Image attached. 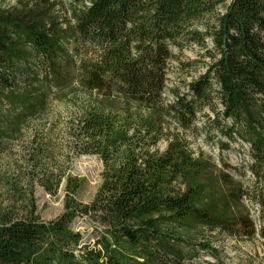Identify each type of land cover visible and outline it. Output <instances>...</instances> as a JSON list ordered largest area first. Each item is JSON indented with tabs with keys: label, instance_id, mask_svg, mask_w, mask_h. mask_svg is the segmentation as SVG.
I'll use <instances>...</instances> for the list:
<instances>
[{
	"label": "trees",
	"instance_id": "1",
	"mask_svg": "<svg viewBox=\"0 0 264 264\" xmlns=\"http://www.w3.org/2000/svg\"><path fill=\"white\" fill-rule=\"evenodd\" d=\"M57 6L0 0V156L14 162L0 264H183L190 230L255 237L244 200L264 210V185L246 189L170 127L195 129L206 108L214 122L231 121L218 131L251 145L264 181V0H70L67 20ZM194 46L209 60L205 73L188 93L169 90L172 62L196 64L179 58ZM54 102L73 114L51 115ZM81 156L104 166L90 204L78 198L85 179L72 174ZM36 185L51 197L63 190L55 220L38 217ZM78 218L93 223V243L72 228Z\"/></svg>",
	"mask_w": 264,
	"mask_h": 264
},
{
	"label": "rangeland",
	"instance_id": "2",
	"mask_svg": "<svg viewBox=\"0 0 264 264\" xmlns=\"http://www.w3.org/2000/svg\"><path fill=\"white\" fill-rule=\"evenodd\" d=\"M17 0H6V6H12ZM58 3L56 12L67 20L69 17L70 0H55ZM210 44V42H209ZM179 54V52L174 49ZM203 51L198 47L185 49L183 56H179L182 63L197 62L189 68L180 69L178 62H172L168 74V89L178 90L180 93H188V85L206 71L207 58H201ZM22 82V81H20ZM167 99L171 100L170 92L166 91ZM219 110L222 106L217 102ZM1 109V107H0ZM50 114L69 118L73 114L70 105L54 102L50 108ZM215 116L206 108L199 115L195 123V129L183 132L175 126L170 127L172 134L179 135L186 140L190 149L198 155L204 152L216 162L220 168L223 163L229 166L228 173L238 182H241L246 189H252L256 185L261 189L263 180H257L252 169L256 168L255 159L251 152V145L241 137L235 136L234 140L221 135L218 128L230 127L231 121H223L220 124L214 122ZM37 126V124H34ZM27 139L10 145L9 153H16L27 146ZM168 142L162 141L158 148L164 152ZM229 147V148H226ZM14 164L8 152L0 156V203L8 200L5 183L10 177L9 171ZM104 166L96 156H81L74 159L72 163V174L78 178L85 179L86 183L79 194V200L83 204H90L96 197L102 183ZM12 180V179H10ZM35 200L37 215L44 222H50L59 217L63 212V190L58 196L47 195L38 185L35 186ZM8 203V202H7ZM5 203V206H7ZM244 204L250 212L251 220L254 223L256 235L248 238L243 235L231 236L227 233L209 231L204 228H196L185 232L186 242L178 246L179 251L185 256L183 264H262L264 259V210L255 202L248 199ZM72 228L83 235L85 243H93L97 233L93 230V223L88 218H78ZM206 246H210L209 249Z\"/></svg>",
	"mask_w": 264,
	"mask_h": 264
}]
</instances>
